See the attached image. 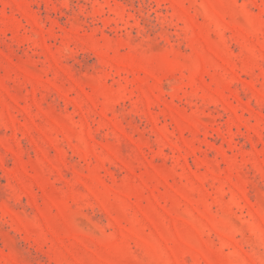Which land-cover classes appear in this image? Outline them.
Returning <instances> with one entry per match:
<instances>
[{
	"label": "rangeland",
	"instance_id": "1",
	"mask_svg": "<svg viewBox=\"0 0 264 264\" xmlns=\"http://www.w3.org/2000/svg\"><path fill=\"white\" fill-rule=\"evenodd\" d=\"M0 264H264V0H0Z\"/></svg>",
	"mask_w": 264,
	"mask_h": 264
}]
</instances>
